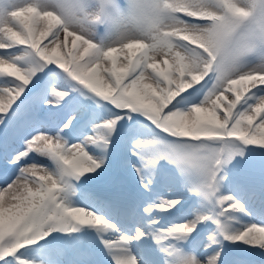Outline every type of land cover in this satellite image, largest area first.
<instances>
[{"label":"snow or ice","instance_id":"obj_1","mask_svg":"<svg viewBox=\"0 0 264 264\" xmlns=\"http://www.w3.org/2000/svg\"><path fill=\"white\" fill-rule=\"evenodd\" d=\"M0 264H264V0H0Z\"/></svg>","mask_w":264,"mask_h":264}]
</instances>
